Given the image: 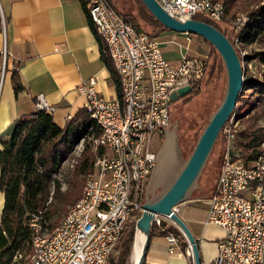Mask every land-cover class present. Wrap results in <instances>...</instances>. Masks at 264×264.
Instances as JSON below:
<instances>
[{"label":"built area","instance_id":"obj_1","mask_svg":"<svg viewBox=\"0 0 264 264\" xmlns=\"http://www.w3.org/2000/svg\"><path fill=\"white\" fill-rule=\"evenodd\" d=\"M156 1L181 21L200 14L218 23L227 18L222 0ZM86 10L118 73L121 98L100 95L94 77L78 86L101 131L88 137L93 170L84 176L81 196L59 220V262L116 264L120 241L142 214L156 162V138L171 125V92L185 85L194 88L204 75L205 61L180 51L173 64L165 57L159 37L137 30L108 0H88ZM246 21L242 15L230 20L235 43H239V30ZM5 59L4 51L3 62ZM36 105L38 109L47 107L41 94ZM71 117L68 114L66 120ZM220 134L225 150L214 190L207 198L206 222L223 228L224 236L217 242L216 256L201 264H264V153L255 155L252 148L249 157L237 146L234 113ZM82 141L74 148L78 154L84 148ZM164 221L171 220L155 215L153 224L161 226ZM49 226L42 212L30 215L33 251L27 264H52L51 243L41 244ZM166 240L169 253H174L179 237L171 232ZM187 251L193 263L190 246Z\"/></svg>","mask_w":264,"mask_h":264},{"label":"trees","instance_id":"obj_2","mask_svg":"<svg viewBox=\"0 0 264 264\" xmlns=\"http://www.w3.org/2000/svg\"><path fill=\"white\" fill-rule=\"evenodd\" d=\"M116 1L119 0H108L122 15L123 13L116 7ZM121 1L125 4L129 2L136 4L141 18L152 27V31L148 32L149 35L158 37L164 31H171L155 19L141 0ZM80 2L99 41L101 59L110 72L111 82L115 85L117 96L121 98L118 73L109 57L105 43L97 34L96 28L87 13L86 4L88 0H80ZM222 2L227 12V18L223 22L230 24L232 18L228 16L229 11L237 6V0H222ZM127 16V19L133 23L137 30L143 31L135 18ZM195 19L212 24L234 44L233 38L220 26V23L201 14L195 16ZM7 22V19H3L0 12V32L3 30L4 23L7 24ZM263 35L264 4L248 12L247 21L240 28L238 38L242 44H251ZM204 40L206 41V39ZM211 47L214 48L212 45ZM218 55L221 62L220 68L222 71L224 70L226 77L223 60L219 53ZM251 57L264 63V48L262 51L252 54ZM208 61L209 57L205 60L203 77L194 85L189 95L199 92L202 81L209 72ZM12 83L16 93L24 89L17 70L12 73ZM250 88L262 93V91L264 92V82L244 81L243 89L232 112L235 115L236 112L239 115H245V111L250 112V108L245 110L247 101L244 92ZM100 131V127L86 107L76 110L63 127L54 122L52 112L46 109H37L24 114L15 121L11 137L7 140H1L2 148L0 149V191L4 195V205L0 218V264H23L24 258L27 257L28 259L31 255L33 251L31 245L32 232L29 227L31 214H38L40 211L45 222H50L53 216L63 214L68 206L81 196L84 176L93 170L94 154L89 147L88 137L97 136ZM219 138L222 142L221 134ZM82 139L84 140V148L76 163L72 168L62 173V165ZM263 144L264 130L254 128V123L249 124L245 130L239 132L237 146L243 149L247 156H251L248 152L252 148L255 155L264 153ZM57 174L61 175L60 180L57 178ZM63 187L64 189H62ZM171 232L177 235L180 241L181 238L184 239L183 233L177 227L167 226V222L164 221L161 226L153 224L150 231V241L157 233L167 235ZM133 233L134 230L132 229L127 234L122 246L127 247L131 243ZM20 256V259H16ZM125 257L126 252L124 250L116 264H125Z\"/></svg>","mask_w":264,"mask_h":264},{"label":"crops","instance_id":"obj_3","mask_svg":"<svg viewBox=\"0 0 264 264\" xmlns=\"http://www.w3.org/2000/svg\"><path fill=\"white\" fill-rule=\"evenodd\" d=\"M0 12L8 21L0 32V149L1 140L11 137L15 121L38 109L39 94L49 106L56 107L52 115L60 127L68 114L86 107L87 98L78 86L89 78L96 79V90L104 98L117 97L110 72L101 59L99 41L80 0H0ZM167 33L184 34L164 31L161 35ZM162 42L165 57L172 61L166 54L170 49L167 42ZM14 70L24 86L19 93L13 88ZM207 198H193L177 207V214L199 243L202 261L216 256L217 242L224 236L223 228L206 222ZM3 205L0 191V218ZM169 225L177 227L172 221L167 222ZM187 243L185 237L181 238L176 251L169 253L166 235L157 233L143 264H193Z\"/></svg>","mask_w":264,"mask_h":264},{"label":"rangeland","instance_id":"obj_4","mask_svg":"<svg viewBox=\"0 0 264 264\" xmlns=\"http://www.w3.org/2000/svg\"><path fill=\"white\" fill-rule=\"evenodd\" d=\"M263 4L264 0H237V6L229 11L228 16L229 18H235L240 15L248 17V12L250 10ZM116 7L126 18H128L127 15L131 18H135L139 24L138 26H140L143 31L147 33L152 31V27L141 18L139 10L134 2L125 4L119 0L118 2L116 1ZM219 23L220 26L225 29L234 40V45L240 55L242 65L245 70L244 80L264 82V63H261L260 60L251 57L255 52L263 50L264 35L251 44H242L240 42L235 43L236 34L234 31L232 32V26L225 22ZM167 34L169 35L160 34L159 36L161 37L160 40L167 42V44H165L166 47H169V50H172H166V54L173 59V64L177 63L176 59L179 58L180 51L188 52L189 54L199 56L204 61L209 57L207 65L209 72L211 71L210 74L208 72L205 79L202 81L198 93L189 95L184 99L180 98L176 101H172L170 104V127H176L175 134L177 138L178 159L180 163H183V161L188 158L193 148H195L194 145L200 135L199 133L202 132L203 128L208 123V119H210L211 115L219 105L225 92L226 78L224 70L222 71L220 68L221 62L217 51L212 48L211 45L201 36L187 33L180 35L172 33ZM244 92L245 100L247 101L245 110L250 108V112L245 111V115H239V113L236 112L235 118H238L239 132L245 130L251 123H254V128H261L264 130V92L262 91V93H258V91H254L252 88L249 90L246 89ZM82 143H84V140ZM262 146L264 148V144ZM224 150L225 146L218 137L204 170L202 174H200L201 176L199 178L198 188L192 194L193 198H207L212 194L214 190L213 187H215L221 170ZM76 151L77 149L72 151L68 159L62 165V173L67 171V169L72 168L76 163L78 157L80 156V154ZM62 189H64V187ZM148 193H150V190ZM145 195L146 191L144 193L143 202L145 201ZM65 212L63 214H65ZM63 214L53 216L50 220L51 225L49 226V229H44V232H52L53 227L57 225ZM55 220L56 223H54ZM132 229L134 230V233L131 243H129L127 247L122 246L127 234ZM137 230L136 226H131L124 234L115 254L116 263L121 253L125 250V264H133L131 260V245L133 244ZM20 258L21 256L16 259ZM27 262L28 259L25 257L23 264H27Z\"/></svg>","mask_w":264,"mask_h":264},{"label":"water","instance_id":"obj_5","mask_svg":"<svg viewBox=\"0 0 264 264\" xmlns=\"http://www.w3.org/2000/svg\"><path fill=\"white\" fill-rule=\"evenodd\" d=\"M149 12L167 29L176 33L195 34L206 39L220 54L226 70V88L224 95L208 119V123L199 133V137L188 158L180 163L178 159L176 127L165 130L164 140L158 148L155 166L152 170L142 214L136 222L145 239L141 253L133 264H143L150 245V231L155 215L168 216L183 233L193 255V264H201L198 241L188 225L177 214L175 207L193 199L192 194L198 188L202 174L213 146L225 123L230 119L244 86L245 70L234 44L218 28L198 19L181 21L167 13L156 0H141ZM192 92L190 85L171 92V100L176 101ZM150 190V193L148 191Z\"/></svg>","mask_w":264,"mask_h":264},{"label":"bare ground","instance_id":"obj_6","mask_svg":"<svg viewBox=\"0 0 264 264\" xmlns=\"http://www.w3.org/2000/svg\"><path fill=\"white\" fill-rule=\"evenodd\" d=\"M46 110L49 112H54L55 108L49 106L46 103ZM59 224L52 230V232H44L43 236H41V244H49L51 243V257H52V264H60V240H59ZM145 239V235L140 231L137 230L132 246V255L131 260L134 263L135 260L138 259L142 245Z\"/></svg>","mask_w":264,"mask_h":264},{"label":"flooded vegetation","instance_id":"obj_7","mask_svg":"<svg viewBox=\"0 0 264 264\" xmlns=\"http://www.w3.org/2000/svg\"><path fill=\"white\" fill-rule=\"evenodd\" d=\"M185 97H187V96H185ZM185 97H183L182 99H184ZM174 126H172V127H170L169 128V130H172V128H173ZM164 137H165V133H163L162 135H160V136H158L157 138H156V145L158 146L156 149H157V152H158V148H160V146H161V144H162V142H163V140H164Z\"/></svg>","mask_w":264,"mask_h":264}]
</instances>
